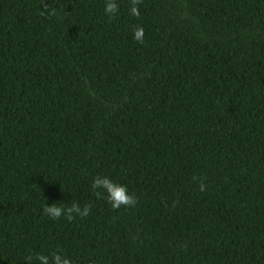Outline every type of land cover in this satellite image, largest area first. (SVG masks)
I'll return each instance as SVG.
<instances>
[{
	"label": "trees",
	"instance_id": "trees-1",
	"mask_svg": "<svg viewBox=\"0 0 264 264\" xmlns=\"http://www.w3.org/2000/svg\"><path fill=\"white\" fill-rule=\"evenodd\" d=\"M105 2L0 0V264H264V0Z\"/></svg>",
	"mask_w": 264,
	"mask_h": 264
},
{
	"label": "clouds",
	"instance_id": "clouds-1",
	"mask_svg": "<svg viewBox=\"0 0 264 264\" xmlns=\"http://www.w3.org/2000/svg\"><path fill=\"white\" fill-rule=\"evenodd\" d=\"M141 0H129V13L132 16L139 17L140 11L138 5ZM119 4L117 0H106L105 2V13L109 20L115 19L116 15L119 13ZM43 14V13H41ZM55 15V9H52L49 13ZM144 28L142 26L133 27V38L139 43H144ZM201 190L204 189V185L201 184ZM91 188L93 192L99 196L102 193L99 190H103L106 194L107 201L111 204L113 209H119L123 207H132L136 204V199L134 195L129 192L128 188L124 184H120L117 181L110 178L108 175H96L93 178ZM91 205L85 204L81 205L78 202H73L67 207L63 204L53 203L51 205L46 204L44 206V213L51 217L52 219H60L65 217L67 220L71 221L76 216L81 218L87 217L91 213ZM35 259L39 264H76V261L64 253L62 250H53L50 254H45L43 252L35 254L33 257L29 255L26 258L28 264ZM89 264H94V261H90Z\"/></svg>",
	"mask_w": 264,
	"mask_h": 264
}]
</instances>
